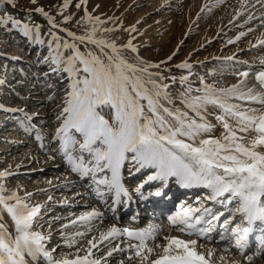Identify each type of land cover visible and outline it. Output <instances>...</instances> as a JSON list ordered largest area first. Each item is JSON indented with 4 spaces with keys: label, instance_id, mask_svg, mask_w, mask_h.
<instances>
[{
    "label": "rangeland",
    "instance_id": "1",
    "mask_svg": "<svg viewBox=\"0 0 264 264\" xmlns=\"http://www.w3.org/2000/svg\"><path fill=\"white\" fill-rule=\"evenodd\" d=\"M252 1L85 0L81 3V0H70L68 8L64 9L65 0H36L35 3L32 0H11L10 3L0 0V5H7L6 10L0 11V23L6 18L13 20L18 12L29 15L28 21L22 25L13 26L9 20L7 29L0 26V173H5L0 178V185L4 187L2 195L8 197L15 193L30 207L40 206L33 230L46 237L44 245L48 251L52 253L57 248L52 254L53 259L84 257L88 254L89 240L97 246L101 241L100 235L108 232L106 199L108 201L109 197H104L106 187L95 183V180L105 178V173L82 177L72 171L67 157L60 150L56 130L61 124L58 117L64 106L69 80L67 73L52 71L54 65L50 59L46 62V58L56 54L52 34L59 37L61 44H75L82 53L93 51L100 54V49L87 40L82 43L67 35L72 32L75 37H86L95 28L96 39L115 43L121 55L130 59L132 64L140 67L158 65L138 75L147 79L148 73H152L153 80L166 85L164 91L173 103H162L173 110L188 111L181 103L182 94L188 88L192 90L190 95L197 96L204 94L202 90L206 86L220 90L234 85L237 86L236 95L229 99V103L239 105V110L244 112L249 109L264 110V105L253 100L247 102V98H236L246 94L240 91L239 84L244 81L241 73H249L247 70H250L258 74L264 70L261 63L264 44L255 41L259 35H262L261 41L264 40V16L254 17L264 7L253 9L251 4L255 3ZM77 4H80L79 8ZM37 9H43V12H37ZM214 9H220L218 12L222 13V24L219 26V20L207 19L208 13ZM86 13L91 19L85 18ZM66 17L70 19L65 23ZM49 18L56 27H52ZM25 25L31 30L27 34L23 31ZM133 28L135 31H132ZM241 32L245 35L237 40ZM129 40L136 48L135 52L124 47ZM59 51L65 58L71 54V49L61 48ZM109 52L110 49H104V53ZM184 63L189 68L178 67ZM181 77H187L183 84ZM260 97L264 98V95ZM222 114V110L213 105H209L204 113L206 120L214 125L210 135L216 138L223 132L216 116ZM105 115L110 119L107 109ZM204 138H208L207 135ZM130 163L132 165V161ZM128 169L130 167L125 163L122 168L125 178ZM137 180L128 181V186L134 187ZM97 189L103 194L99 195ZM8 203L14 204L15 201ZM96 210L107 223L104 231L98 229L101 221H96V217L80 219ZM228 216L235 217L232 209ZM122 219L127 221L125 216ZM0 220L6 225L8 233L14 235L13 221L2 209ZM146 225H152V221H146ZM157 227L159 237H150L148 245L163 247L167 244L164 238L168 230L164 222L157 223ZM207 245L209 247L204 248L207 251L212 249L214 257H235L231 251H224V255L217 246ZM127 247L128 244L113 238L105 245L103 243L101 253L94 257L92 254L90 258L99 260L100 264H141L140 258L135 255L136 250L129 253L130 247L126 252ZM113 249L119 251L117 256L105 259ZM199 249L202 252L203 248ZM35 264H44V260L37 258Z\"/></svg>",
    "mask_w": 264,
    "mask_h": 264
},
{
    "label": "snow or ice",
    "instance_id": "2",
    "mask_svg": "<svg viewBox=\"0 0 264 264\" xmlns=\"http://www.w3.org/2000/svg\"><path fill=\"white\" fill-rule=\"evenodd\" d=\"M35 2L36 0H32V3ZM69 2L70 0H65L64 9L68 8ZM84 2L85 0H81V3ZM76 7L79 8L80 4ZM36 11L42 13L43 9ZM85 18L91 19L87 13ZM68 19L70 17H66L64 22ZM96 19L99 22V18ZM9 20L10 18H6L5 22ZM10 22L13 26L19 23L16 20ZM49 23L56 27L51 18ZM23 31L27 34L31 30L25 25ZM67 35L82 43L87 40L100 49V54L93 51L82 53L75 44H61L59 37L53 33L56 54L46 58V62L50 59L54 65L53 72L67 73L69 80L64 106L58 117L61 124L56 130V138L72 171L78 172L82 177L89 174L95 177L97 173H105V178L97 179L95 183L114 193V203L122 195L128 196L121 182V169L129 160L138 166L137 171L145 168L154 170L147 181L159 180L167 184L170 178H175L182 188L209 189L207 199L210 200H217L228 194L226 199L229 202L232 199L238 202L235 211L241 216L242 223L226 228V231L233 234L236 246L243 249L254 226L257 223L264 225V110L249 109L244 112L239 110V105L229 103V99L236 95L235 85L220 90L206 86L202 90L204 94L197 96L190 95L192 90L188 88L181 100L188 111L173 110L162 103H173L164 91L167 86L153 80L152 73H148L147 79L138 75L147 73L149 67L158 65L140 67L130 63L121 55L115 43L96 39L95 28L86 37H75L72 32ZM244 35L241 32L236 39L239 40ZM261 44H264V40ZM124 47L132 52L136 51L131 40ZM61 48L71 49V54L65 58L59 51ZM105 48L110 49L111 54L104 53ZM261 63L264 64V59ZM178 67L189 68V65L184 63ZM241 75L247 76L248 73ZM256 79L264 87V70L256 75ZM186 80L187 77H181L182 84ZM251 92L249 89L248 94H241L236 98H247L264 105V98L251 95ZM209 105L217 106L223 113L216 116L223 127L219 138L210 135L214 125L204 115ZM106 109L110 119L106 118ZM248 133L254 135L249 136ZM205 135L208 138H204ZM4 175L5 173H0V178ZM3 191V185H0V209L6 211L13 221L15 234L8 233L6 225L0 223V264H35L38 257H43L47 264H100L99 260L90 258L92 248L96 247L92 240L88 241L91 247L84 257L73 260L66 257L53 259L52 253L44 245L46 237L33 230L34 219L41 211L40 206L30 207L15 193L5 197L2 195ZM97 193L103 194L99 189ZM161 194L159 191L155 193L157 196ZM12 200L15 203L9 204L8 201ZM198 211L199 209L184 208L182 213L171 219V223L183 225L179 230H187L186 235L189 237H202L212 229L197 228L202 222V217L195 215ZM99 215L100 213L93 211L80 219L88 220ZM214 219L218 220L219 217ZM231 223L229 220L224 222L225 225ZM158 232V227L140 232L112 227L106 234L102 233L100 239L107 240L122 233L134 236L140 241L139 246H134L135 255L143 264L154 251L151 247L146 248L145 239H155ZM166 239L163 254L158 255L151 264H209L213 256L212 249L208 250L207 259L198 252L196 239ZM155 247L160 248L161 245L157 244ZM145 249L147 254L141 255ZM112 251L108 252V256L112 255Z\"/></svg>",
    "mask_w": 264,
    "mask_h": 264
},
{
    "label": "bare ground",
    "instance_id": "3",
    "mask_svg": "<svg viewBox=\"0 0 264 264\" xmlns=\"http://www.w3.org/2000/svg\"><path fill=\"white\" fill-rule=\"evenodd\" d=\"M254 1V2H253ZM252 2L253 3H255V4H251L252 5V7L251 8H253V9H256V10H261L262 9V7H264V0H256V2H255V0H253ZM208 5V4H207ZM220 9H214L213 11H211L210 13H208L209 14V16L207 17V19L209 20V19H215V20H219L218 22H217V26H219L220 24H222V22H221V18H222V13L220 12H218ZM209 12V11H208ZM264 16V10H261V11H259V13L257 14V15H255L254 17L255 18H259V17H263ZM262 23H263V21H262ZM261 39H262V35H259L258 37H256V40L255 41H259V42H261ZM256 44V43H255ZM255 46V45H254ZM123 56V55H122ZM126 58V57H125ZM127 59V58H126ZM130 63H131V60L130 59H127ZM241 67H245V65H241ZM244 70H247L246 68H243ZM249 73H248V75L247 76H244L243 78H244V81H242V82H240V84H239V86H240V91H242L243 93H246V94H248V91H249V89H251L252 90V92H251V95H261V92H264V87H262L260 84H259V82L257 81V79H256V74H257V72H250V70H247ZM219 74V73H218ZM216 75V74H215ZM222 76V75H221ZM249 101H252V100H249V99H247V102H249ZM246 102V103H247ZM129 156H131V155H129ZM130 162H131V160H129ZM131 164V163H130ZM134 167H133V166ZM132 165L130 166V169H128V171H129V174H128V176H127V178L129 179L128 181H135L138 177H139V175H141L142 173H144V175L146 174L145 172H147V171H149L148 169H140V170H138L137 171V165H135L133 162H132ZM136 167V168H135ZM122 170V169H121ZM153 170V169H152ZM133 172V173H132ZM130 173H132V174H130ZM154 173V170L153 171H150V174H153ZM149 174V175H150ZM100 174L98 173V174H96V176H99ZM122 177V176H121ZM143 177V176H142ZM147 177H148V175L147 176H145L143 179L141 178V180L139 181V182H141V181H144L145 179L147 180ZM171 180L172 179H174L175 180V178H170ZM169 179V180H170ZM145 180V181H146ZM122 182V184H123V186H124V188L126 189V191H127V193H128V196H121L120 197V199H119V201L118 202H116V203H114L113 201L115 200V196H114V193H111V192H109L108 190H107V188H106V190L107 191H105L104 193V197H106V196H108L109 197V200L107 201V199L106 198H103V196H102V198L103 199H106V202H107V206H108V210H109V216H108V220H107V223H108V225H107V229H108V231H109V229L110 228H112V227H116V228H118V229H120V230H123V229H125V228H127V229H129L130 231H133V232H140V231H144V230H147V229H149V228H147L146 226H145V224H144V220H142V218H141V216H143L142 214H144L145 216L144 217H151L152 215H154V213L152 212H150V210H152V208H150L149 207V209H147V210H144V211H142V210H140V209H135V210H133V211H131V213L128 215V217H127V220L128 219H130L128 222L127 221H125V220H123L122 219V216H123V213L125 212L126 213V211L124 210V208H126L127 207V202L129 201V200H132V197L133 198H135V196H137L138 197V199L139 200H143V199H146V198H148L149 197V193H151L152 194V196H155V197H157V195H155V193L157 192V191H159V192H161L162 193V195L165 193L164 191L166 190V189H168L169 188V181L167 182V184H164V183H162L161 181H159V180H155V181H151V182H149L148 181V183L146 184V185H148V188L149 187H151V189L149 190V192H147L146 194L144 193V190L143 191H141L140 190V188L138 189V186H137V188H136V192L135 193H132V192H130L128 189H132L131 187H129V186H126L125 184H124V181L122 180L121 181ZM92 184L90 183V186H91ZM139 185V184H138ZM145 185V186H146ZM193 188H195L196 190L198 189V187H193ZM187 189H191V188H187ZM198 192H199V190H197L196 192H195V194H198ZM165 196H167L166 197V199H168L169 197V194H165ZM234 200H236V199H234ZM232 204V202H230V205ZM187 205H190V203H188V204H185L183 207H181V209H184L185 208V206H187ZM107 206H106V208H107ZM211 206H213V205H211ZM121 207V208H120ZM124 207V208H123ZM122 208H123V210H122ZM147 208V207H146ZM189 208H191V207H189ZM117 209H118V211H117ZM169 209V207L168 206H166L165 207V209H163V210H168ZM98 210H96L95 212H97ZM161 211V210H160ZM159 211V212H160ZM158 212V213H159ZM98 213H99V211H98ZM170 213H172V212H169V213H167L166 214V217H167V220H165L164 218H162L163 219V221L162 220H159L158 221V223L160 224V222H164V224H165V228L168 230V233L167 234H165V240H166V243H167V237H175V238H178V239H183V240H187L186 239V236H185V233H186V231L187 230H185V232H181L179 229L181 228V227H183V225H180V224H172L171 223V219L173 218V217H176L177 215L175 214V215H172L171 216V214ZM182 213V212H181ZM106 214V213H105ZM201 214V213H200ZM138 215V218L137 219H135L134 217L135 216H137ZM225 215V214H224ZM224 215H222L221 217H223ZM103 217V216H102ZM101 217V215H99V216H96V221L97 220H99V221H101L100 223H98V229L100 230V231H104V229L106 228L105 226H106V224L103 222L104 221V219ZM104 217H107V216H104ZM207 218H208V216H207ZM207 218H206V220H207ZM214 222H216V219L215 220H213V221H211V223H214ZM0 223H3L1 220H0ZM155 225H157V223H154ZM153 224V225H154ZM168 225V226H167ZM231 225V224H230ZM206 229H208V228H206ZM222 229H224V231L226 230V226H224ZM171 234H170V233ZM220 234L221 233V228L220 229H218V227L217 228H214V227H212V230L211 231H209V232H206V239L207 240H210L211 239V237L212 236H216V234ZM157 234V233H156ZM156 234H155V236H156ZM217 234V235H218ZM227 235H228V237H226V240L227 241H230L231 240V238H230V235H233L230 231H227V233H226ZM100 237H101V235H100ZM203 237V236H202ZM202 237L201 236H196V237H193V239H196L197 240V251H198V248H200V247H202L203 248V250H202V254H204L205 255V257H206V259L208 258L207 257V252L208 251H204V250H207L206 248H204V246H202L201 245V243L203 242V243H206V239H202ZM114 238H117V239H119V240H121V241H123L124 243H126V244H128V247H130L129 248V250H128V247L126 248V252H127V250H128V252L130 253V252H133V251H135L136 250V247H134V246H139V244H140V241L138 240V239H136L134 236L133 237H129L127 234H120V235H118V236H116V237H114ZM149 238L150 237H147L146 239H145V244H146V248L147 247H151V248H153L154 249V251H153V253L151 254V255H149V259H148V261H146V262H143V264H151V261L152 260H154V259H157L158 258V255H162L163 254V252H162V249H163V247H161V248H156L155 246L153 247V246H150V245H148L149 243H148V240H149ZM111 239H113V237H109L107 240H103V241H100L98 244H97V246H96V248L94 247L93 248V251H92V256L94 257V256H96V254H98V253H101L102 251H103V248H102V245H103V243H104V245H105V243H107V241H109V240H111ZM101 240V239H100ZM211 244V243H210ZM220 246V245H219ZM91 247V246H90ZM211 248V247H210ZM209 249V248H208ZM200 250V249H199ZM221 251H223V250H221ZM241 251V253L243 252V250H240ZM119 253V251L118 250H115V251H113L112 252V255L111 256H108L107 258H105V259H107V260H109V259H111L112 257H116L117 256V254ZM147 254V251H146V249H145V251H143V254L142 255H146ZM214 254L215 253H213V256L210 258V260H209V263H211V264H243V262H244V264H257L259 261H260V258L262 257V256H259V257H253L254 255H253V253L251 254V258H245V259H240L241 257L240 256H238V258L236 259V257H234V259H232V261H228V260H223V259H221V258H217V257H214ZM231 255V254H230ZM230 258H232V257H230ZM229 258V259H230ZM264 259V258H263ZM44 260V259H43ZM221 261V262H220ZM44 262H45V260H44ZM142 264V263H141ZM262 264V263H261ZM264 264V263H263Z\"/></svg>",
    "mask_w": 264,
    "mask_h": 264
},
{
    "label": "trees",
    "instance_id": "4",
    "mask_svg": "<svg viewBox=\"0 0 264 264\" xmlns=\"http://www.w3.org/2000/svg\"><path fill=\"white\" fill-rule=\"evenodd\" d=\"M0 6H2V7H0V11L1 10H6L7 9V5H0ZM22 11H24V10H22ZM28 16L29 15H26L25 13H23V12H18V13H15V17L13 18V20H16V21H18L19 23H18V25H22L24 22H26V21H28ZM0 21H1V19H0ZM0 26L3 28V29H7L8 27H7V22H5V21H3V22H1L0 23ZM13 27V26H12ZM11 28V27H10ZM13 28H15V27H13Z\"/></svg>",
    "mask_w": 264,
    "mask_h": 264
}]
</instances>
